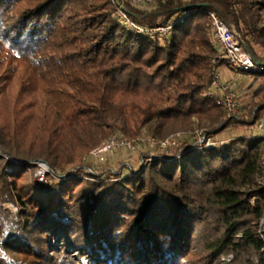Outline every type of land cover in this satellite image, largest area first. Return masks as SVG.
<instances>
[{"label": "trees", "instance_id": "obj_1", "mask_svg": "<svg viewBox=\"0 0 264 264\" xmlns=\"http://www.w3.org/2000/svg\"><path fill=\"white\" fill-rule=\"evenodd\" d=\"M119 4L144 29L181 20L138 34ZM209 13L264 64V0H0V264H264V87L237 116L208 96L235 73ZM196 126L217 144L194 148ZM114 135L145 148L140 167L87 172Z\"/></svg>", "mask_w": 264, "mask_h": 264}, {"label": "built area", "instance_id": "obj_2", "mask_svg": "<svg viewBox=\"0 0 264 264\" xmlns=\"http://www.w3.org/2000/svg\"><path fill=\"white\" fill-rule=\"evenodd\" d=\"M158 0H129V3L133 6H151L155 4ZM117 16L119 20L130 30L138 34H169L172 26L177 24L181 18L172 21L166 27H156L150 29H144L134 23L129 17L128 13L124 9L122 4L117 7ZM212 38L216 43L219 51L221 52V58L223 59L226 66L240 73H264V64L255 63L248 52L245 51L240 39L239 34L235 30L229 29L222 20H220L215 13H209ZM217 94V103L221 108L228 114H234L239 109V101L236 93V88L233 84L228 82H222L219 78V74L213 79L208 96H213ZM255 130L259 133V136L254 134L252 139H261L264 142V112L261 118L255 123ZM182 139L181 133H176L171 135L164 141H155L151 138H143L141 142L146 145L151 150H156L159 152L170 150L179 146ZM217 144L211 138L205 137L203 134L199 133L197 140L193 145L194 148L202 147H213ZM222 145V142L219 143ZM138 145L137 141L132 139H127L121 135H114L107 141L101 143L98 147L93 149L90 154L95 155L102 160L103 155L108 154L112 151L117 150H132ZM39 170L36 172L35 176L38 181H42L45 173L49 170L43 163L39 162ZM262 170L264 175V159L262 161ZM262 228V222L259 225V229Z\"/></svg>", "mask_w": 264, "mask_h": 264}, {"label": "rangeland", "instance_id": "obj_3", "mask_svg": "<svg viewBox=\"0 0 264 264\" xmlns=\"http://www.w3.org/2000/svg\"><path fill=\"white\" fill-rule=\"evenodd\" d=\"M218 74L222 82L231 83L236 88V93H237L238 101H239V109L236 113L230 114L231 116L240 115L242 113V109H244L248 105V102L251 99L255 98L257 94H259L262 91V88L264 87V76L262 77L255 76V75L245 74V73H240V72L233 73L228 69H222L220 70ZM202 130L204 131V129L197 128L196 126L195 131H193V133L195 134V136H198L199 133L202 132ZM253 133L259 136V133L255 130V128L253 129ZM181 134L182 136H184V134L186 133H181ZM220 137H221L220 135L216 136L215 139L220 140L221 139ZM145 151H146L145 148H142L137 145L132 150L123 149L121 151L119 150L112 151L108 154L103 155L102 160H100L99 157L90 154L87 157V161L90 166L84 167V169L87 172L91 173L93 172V169L95 167H99L102 163H106L108 167L104 172L109 171L113 174H119V170L123 167L137 169L138 167H140L142 163L141 154ZM150 153L152 155L155 154L153 151H150ZM38 163H34L38 166V169L36 170V172L39 170ZM48 173H50L52 176H55L51 172H48ZM5 207L8 208L12 212H16V207L10 203H5ZM226 260L230 261L231 256H229Z\"/></svg>", "mask_w": 264, "mask_h": 264}, {"label": "water", "instance_id": "obj_4", "mask_svg": "<svg viewBox=\"0 0 264 264\" xmlns=\"http://www.w3.org/2000/svg\"><path fill=\"white\" fill-rule=\"evenodd\" d=\"M41 163H43V162H41ZM44 165H45V163H43Z\"/></svg>", "mask_w": 264, "mask_h": 264}]
</instances>
